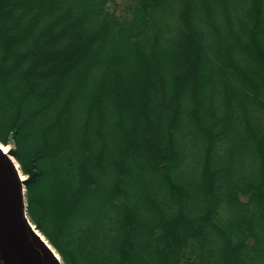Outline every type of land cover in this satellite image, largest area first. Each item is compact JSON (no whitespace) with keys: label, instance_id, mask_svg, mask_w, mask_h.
Here are the masks:
<instances>
[{"label":"trees","instance_id":"16d2710c","mask_svg":"<svg viewBox=\"0 0 264 264\" xmlns=\"http://www.w3.org/2000/svg\"><path fill=\"white\" fill-rule=\"evenodd\" d=\"M0 142L64 264H264V0H0Z\"/></svg>","mask_w":264,"mask_h":264},{"label":"water","instance_id":"95a60500","mask_svg":"<svg viewBox=\"0 0 264 264\" xmlns=\"http://www.w3.org/2000/svg\"><path fill=\"white\" fill-rule=\"evenodd\" d=\"M10 155L0 148V222L18 264H64L29 217L25 179Z\"/></svg>","mask_w":264,"mask_h":264},{"label":"bare ground","instance_id":"6f19581e","mask_svg":"<svg viewBox=\"0 0 264 264\" xmlns=\"http://www.w3.org/2000/svg\"><path fill=\"white\" fill-rule=\"evenodd\" d=\"M0 148L9 154L8 152V149L2 145L0 143ZM12 161L14 162V164L16 165V167L18 168L20 174L22 175V178L24 179L25 176L21 170V167L19 165V162L17 161V159L15 157H13L12 155H10ZM44 239H46L44 237ZM47 241V240H46ZM48 242V241H47ZM49 243V242H48ZM50 244V243H49ZM50 246L52 247V249L54 250V252L57 254V257L60 259V261L62 262V258L61 256L58 254V252L54 249V247L50 244ZM0 254L2 255V257L5 259V261L8 263V264H18V261L16 259V256L14 254V251L12 249V246L8 240V237H7V234H6V231L3 227V225L1 224L0 222ZM63 263V262H62Z\"/></svg>","mask_w":264,"mask_h":264},{"label":"rangeland","instance_id":"374dc122","mask_svg":"<svg viewBox=\"0 0 264 264\" xmlns=\"http://www.w3.org/2000/svg\"><path fill=\"white\" fill-rule=\"evenodd\" d=\"M2 145H4L7 149H8V152L13 156V157H15L13 154H12V152H11V149H12V146L11 145H6V144H3L2 142H0ZM16 158V157H15ZM18 161V160H17ZM19 162V161H18ZM19 165H20V163H19ZM21 167V166H20ZM21 170H22V168H21ZM23 172V171H22ZM23 174H24V176H25V181H26V179H27V175L23 172ZM30 217V216H29ZM55 249V248H54Z\"/></svg>","mask_w":264,"mask_h":264}]
</instances>
